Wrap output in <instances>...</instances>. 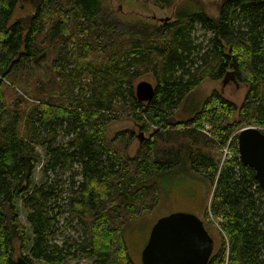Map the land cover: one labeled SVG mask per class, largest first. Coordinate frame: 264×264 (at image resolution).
Segmentation results:
<instances>
[{
    "label": "trees",
    "instance_id": "obj_1",
    "mask_svg": "<svg viewBox=\"0 0 264 264\" xmlns=\"http://www.w3.org/2000/svg\"><path fill=\"white\" fill-rule=\"evenodd\" d=\"M102 3L0 0V264L18 256L63 264L80 255L93 264H138L126 224L155 209L156 177L178 167L213 186L206 217L223 233L217 240L204 222L215 239L209 264H264V188L237 143L245 126L264 131V0H223L216 17L182 9L141 33L104 26ZM22 6L29 12L14 17ZM230 68L249 86L240 105L214 90L189 118L174 117L204 79ZM145 74L155 92L143 101L133 82ZM123 117L144 133L133 154V129L107 135ZM227 143L234 156L222 163ZM38 145L48 157L45 181L32 185ZM17 199L28 209L31 240ZM76 227L78 237L65 232Z\"/></svg>",
    "mask_w": 264,
    "mask_h": 264
},
{
    "label": "rangeland",
    "instance_id": "obj_2",
    "mask_svg": "<svg viewBox=\"0 0 264 264\" xmlns=\"http://www.w3.org/2000/svg\"><path fill=\"white\" fill-rule=\"evenodd\" d=\"M166 7H160L154 2L143 0H103L101 10L105 12L104 26L114 28L123 32L141 33L151 31L155 26H158L164 21H172L177 19L182 9L186 11H203L211 16L219 15V5L223 0H167ZM21 6V5H20ZM25 9L17 8L14 17L23 16L29 12L27 6H22ZM188 12V13H189ZM199 41L206 44L207 35L203 31L195 32ZM232 69V68H230ZM44 69H40V75H43ZM223 77L219 79L206 78L202 83L185 99L182 107L176 112L177 120H186L189 118L195 107L206 96L214 90L221 92L226 98L241 104L249 89L245 83L238 84L232 80L226 84L223 83ZM142 80H148L155 84V79L150 74L143 75L140 79L133 83L135 89L137 84ZM14 86V85H13ZM17 93L23 96L29 102L36 100L29 97L23 90L15 87ZM12 100L13 96L10 94ZM131 128L135 131V141L130 147V152L133 154L139 146V134L141 131L140 125H137L130 117H123L112 122L108 126L107 135L112 136L118 130ZM37 166L32 173V185H40L45 181L44 166L47 162V153L44 146L36 147ZM222 156V154H221ZM220 162L222 157L219 156ZM62 174H70V172H60ZM59 173V174H60ZM156 182L160 187L161 200L155 209L151 212H146L141 218L132 220L126 224L125 238L129 247L132 258L136 263L141 264L142 250L148 241L150 232L157 220L165 215L173 212H189L194 213L206 223L208 228L213 232L214 238L220 239L219 232L222 230L218 227L217 219L210 213V217H206V210L210 208L211 194L213 186L187 167H178L170 172L160 173L156 177ZM18 213L21 222L28 230V236L31 240L32 230L27 221L28 209L23 205L22 199L16 201ZM210 212V211H209ZM79 227L66 229L67 234L78 237L81 234ZM223 233V232H222ZM28 249L31 243H27ZM93 259L86 255H80L77 258L67 259L63 264H93Z\"/></svg>",
    "mask_w": 264,
    "mask_h": 264
},
{
    "label": "water",
    "instance_id": "obj_3",
    "mask_svg": "<svg viewBox=\"0 0 264 264\" xmlns=\"http://www.w3.org/2000/svg\"><path fill=\"white\" fill-rule=\"evenodd\" d=\"M238 82L235 71L228 70L223 83ZM155 86L148 80L136 86L139 99L153 97ZM140 141L144 133L140 132ZM241 162L254 168L259 184L264 188V131L256 126H245L237 133ZM215 240L203 220L189 212H173L157 220L142 250L141 264H209ZM15 264H29L18 256Z\"/></svg>",
    "mask_w": 264,
    "mask_h": 264
},
{
    "label": "built area",
    "instance_id": "obj_4",
    "mask_svg": "<svg viewBox=\"0 0 264 264\" xmlns=\"http://www.w3.org/2000/svg\"><path fill=\"white\" fill-rule=\"evenodd\" d=\"M234 156V150H233V147L227 143L226 145H224L222 147V163L225 161V160H228L230 158H232Z\"/></svg>",
    "mask_w": 264,
    "mask_h": 264
},
{
    "label": "bare ground",
    "instance_id": "obj_5",
    "mask_svg": "<svg viewBox=\"0 0 264 264\" xmlns=\"http://www.w3.org/2000/svg\"><path fill=\"white\" fill-rule=\"evenodd\" d=\"M136 90V89H135Z\"/></svg>",
    "mask_w": 264,
    "mask_h": 264
}]
</instances>
